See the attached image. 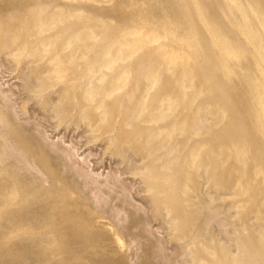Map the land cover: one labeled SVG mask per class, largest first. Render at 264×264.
I'll return each mask as SVG.
<instances>
[{
  "label": "rangeland",
  "instance_id": "rangeland-1",
  "mask_svg": "<svg viewBox=\"0 0 264 264\" xmlns=\"http://www.w3.org/2000/svg\"><path fill=\"white\" fill-rule=\"evenodd\" d=\"M106 1L0 0V115L9 116L4 119H10L14 128L16 125L26 128L31 142L40 152L38 160L26 157L16 150H20L16 145L6 147V140L0 133L1 178L18 180V186L24 188L23 192L28 197L23 207L0 212V264H194L193 259L201 256L204 250L196 247L184 250L179 247L180 241L202 225L208 212L205 210L220 209L218 206H221L219 213L222 210V214L219 216L218 211L214 212L213 216L217 218L211 219L206 232L214 239L210 246L219 251L221 248L229 249L232 244L225 238L239 243L250 242L253 244L252 260L239 264H264V235H261L264 234V209H258L257 204L253 205L251 201L243 205L244 208H230L233 202L216 199L214 195L212 204H209L211 207L207 204L202 206L207 200L204 195L207 189L211 186L215 189L213 183H206L208 175L202 168L203 151L214 149L199 151V144L208 136L200 137L204 134L201 133L198 137L197 134L185 137L178 131L171 136L168 149L160 153V150L156 151L157 145L164 141L165 127L173 121L179 124L184 115L192 114L191 110H178L158 124H144L146 116L142 115L135 123L138 125L127 127L123 133L117 126L123 119L122 112L125 113L130 103L125 102L110 122L101 120L98 123L95 116L99 113L91 108L83 112L78 109L72 114L73 104H52L51 94L72 71L102 69L108 74L107 84L108 78L115 76L122 66L120 60L108 64L110 61L102 59V54L111 52L114 55L122 42L132 40L131 36L123 39L120 29L129 28V25L139 26L134 16L139 4L137 0H111L112 3L106 7L103 4ZM125 1L127 5L123 4ZM56 4L60 5V11L59 8L53 11ZM42 5L49 6V9L43 12ZM210 5L213 11L214 4ZM72 12L73 17H70ZM78 13L82 15L79 17ZM119 16L129 17L130 24L120 25L117 22ZM86 17L92 21L88 22ZM58 20H62L60 24ZM51 23L58 27L53 30L55 26ZM71 27L85 29L79 38H75L71 32L64 31ZM46 29L48 33L43 31ZM63 48L68 50L63 51ZM86 49L88 53L92 52L88 54ZM56 53H61V56L60 61L51 63L55 72L42 74L48 60ZM72 53L88 55L81 61L73 59L69 63L65 55ZM136 57L139 53L133 62ZM31 61L37 64L27 66L26 63ZM199 71L204 74L202 69ZM238 83V80L226 85L221 82L220 90L224 94L227 91L234 104H229L230 101L217 103V106L211 105L207 112L212 113L221 106H234L233 109L242 112L240 123L251 132L248 100L239 86L240 90H230ZM127 89L139 95V68L136 65L128 76ZM80 91L75 93L76 102ZM203 103L204 100L199 98L194 109ZM150 105L147 101L146 106ZM4 121H0V132L6 128ZM158 128H162V132L154 131L149 138L150 132ZM136 129L139 136L134 133ZM217 131L218 128H213L214 138H217ZM31 142L28 147L33 151ZM12 151L21 153L18 160L22 156L28 160L15 163L19 154L13 156L15 152ZM161 164L167 169L162 168L165 169L162 171ZM247 219H251V226L242 229L240 224Z\"/></svg>",
  "mask_w": 264,
  "mask_h": 264
},
{
  "label": "bare ground",
  "instance_id": "bare-ground-1",
  "mask_svg": "<svg viewBox=\"0 0 264 264\" xmlns=\"http://www.w3.org/2000/svg\"><path fill=\"white\" fill-rule=\"evenodd\" d=\"M92 2L95 3V0H92ZM96 3L100 4L101 2ZM111 3L112 1L108 0L103 4L107 7ZM136 3L139 4V9L134 16L137 21H139V26L129 25L130 21L127 16H119L117 18V22L120 25H129V28L120 29L122 32L120 34L121 37L124 39L126 36H131L132 40L125 43L122 42L114 55H111V52L102 54V59L108 58L110 61L108 64H113L115 63L113 61L117 60L122 62V66L117 69L115 76L108 78V83L105 84L108 74L102 69L98 68L94 70L89 68L85 71H72L71 74L65 76L63 84L57 87L51 94L52 104H61L62 102H66L70 105L73 104L72 114H74L75 111L77 112L78 109L83 112L85 109L91 108L94 112L99 113L95 116V120H97L96 123H98L101 120L110 122V119L113 118L117 110L125 102L130 103L125 113L122 112L123 119L119 121V125L117 126L119 129L123 130V133H126L124 131L127 130V127L130 128L131 126L138 125H135V123L142 115L146 116V122H143L144 124H158L160 121L165 120L167 116L169 117V115L177 113L178 110L182 109L183 112L185 110H191L192 114L184 115V120L179 124L173 121L168 127H165L164 130H166V135L164 141L157 145L156 151L158 152L160 150L158 152L160 153L162 150L168 149L170 146V139L172 138L171 136L178 131L185 137H189L193 134H197L198 137V135L204 133L200 137L204 135L208 137L199 144V151L210 147L214 150L211 152L210 149L203 151L204 162L202 163V168L208 175L206 183H213L215 189L211 186L212 189H207V192L204 194L206 197L202 194L203 197L207 199L205 203L203 202L204 205L202 206L204 207L205 204H207V207L210 206L209 204H212L214 195L216 199L230 200L233 202L230 203V208H240L243 205L245 206L248 201H251L253 205L257 204L258 209L263 210L264 0H137ZM123 4L127 5L128 2ZM210 4H214L213 11H211L213 6ZM52 8L53 11L58 8L59 11L61 10L60 5L57 4ZM41 9L43 12L47 11L49 6L42 5ZM75 10L81 12L79 11L80 9ZM53 13L54 12H52V14ZM78 14L79 17L82 15L80 13ZM69 15L68 13V17ZM72 15L73 12L70 17ZM52 18L54 19L55 17L52 16ZM61 19H64V17ZM86 19L88 20L87 17ZM72 20H75V18ZM90 20H88V22ZM61 21L58 20L57 23L60 24ZM43 23L46 24L45 22ZM97 23L100 24V22ZM51 24L54 25L53 23ZM50 25L49 27L51 28ZM54 26L55 27H52V29L56 28L57 25L55 24ZM49 27L48 30L51 31ZM84 29L83 27H71L64 31L71 32L70 35L77 38L78 35L83 33ZM48 30L46 29L43 31L48 33ZM88 32H90V30ZM17 33L16 35H18ZM81 36L83 37V35ZM96 37L98 38L99 36ZM96 37L94 38L97 39ZM92 38L93 36L91 39ZM69 39L71 40L72 38ZM53 43L56 44V42ZM15 45L17 44L15 43ZM43 46L45 45H42V47ZM63 47H65V45ZM88 49H86V51ZM62 50L66 51L68 49L63 48ZM34 52L36 51H33V53ZM91 52L92 51L88 53L87 51L88 54ZM87 53H81L77 56L73 53L70 55L66 54L65 59H67L68 62H71L73 59L81 61V59L87 57ZM138 53L139 57H136L133 62L132 59ZM27 55H29V53ZM60 56L61 53L53 54L46 63V67L43 69L42 74H53L55 70L51 67V63L57 62ZM31 63L35 65L36 61L27 62L26 64L27 66H29V64L31 66ZM208 64L210 66H208ZM66 65H68L67 62ZM134 65L139 68V95H136L135 92L131 93L127 89L128 76ZM103 67L107 68L108 65H104ZM199 69H202L204 74H202ZM38 75H40V73H38ZM236 80H238L239 83L235 86H231L230 90H240L238 89L239 86L244 92V97L248 100L250 106L248 111L250 117L249 129L254 135L249 132L247 127L240 123V114H242V112L233 109L234 106L230 108L229 105L221 106L212 113L207 112V110L211 108V105L217 106V103L220 104L230 101L229 104H234V100L230 94L227 93V91L224 94L223 90L221 91L220 88H222L221 82L226 85L230 82L234 83ZM53 86H55V84ZM78 90L81 91L76 102L75 93ZM157 92L158 95L156 94ZM199 98H202L205 104H200L197 109H194V104ZM147 101L151 103L150 106H146ZM4 115L3 117L0 115V117H2L0 121L6 120L3 124L6 128L5 130L1 129L0 133L3 136H0L5 138V142L7 143L6 147L7 145H16L20 149H16L17 151L23 152L26 157L29 156L34 160L37 158L38 160L39 157L37 156L40 152L37 150L36 145L31 142L32 139L30 134L27 133L29 131H26V128L17 127V125L14 128L10 125L12 123L10 119H4L9 116L5 117ZM15 124L16 123H14V125ZM213 128L216 130L218 128L217 138H214L212 135ZM154 131L158 133L162 132V128L153 129L148 135L149 138H152V134L155 133ZM134 133L139 136L138 129H136ZM257 140L260 142L258 143ZM30 142L33 145V151L32 148L28 147ZM10 150L8 151L10 152ZM173 150L170 151L173 152ZM14 152L15 151H12V153ZM19 152H17L19 155H17V159L14 161L15 163L16 161L23 162L25 161L23 159H26L25 156H22L23 158L19 157L22 161H20V159L18 160V156H21ZM17 153L15 152V154L12 155L16 156ZM3 154H5V151ZM12 155L10 154L9 157ZM170 155L172 154L170 153ZM170 155L168 154L167 156L169 157ZM157 159L159 162V156ZM27 160L28 159H26V161ZM9 166L10 165H8L7 168ZM161 166V169H167L166 166L162 164ZM168 166L169 165H167V167ZM6 170L8 171V169H5V171ZM164 170L162 169V171ZM2 174L3 173L0 171V212L9 211L12 208L23 207L28 201V197L23 192L24 188L21 189L18 186V180L16 181L13 177L7 179L1 178ZM5 175L7 176L8 174ZM85 179L87 178L85 177ZM159 189L158 187L157 190ZM258 194H261V196ZM247 196L251 199L247 200ZM207 207H205V209ZM218 207L222 209L221 206ZM220 209L208 208L205 210V212H208L206 215L207 217L205 215V218L203 217V221L205 220L204 224L202 221L200 227L185 236L180 241L181 244H179V247H182L184 250L187 249V251L192 247L204 250L201 256L193 259L194 264H239L241 262H251L253 257V244L250 242L239 243L237 240L231 238L228 240L225 238L226 241L232 244L229 249L221 248L219 251L213 246H210V244L214 242V239L206 235L208 224L211 223V219L215 220L217 218L213 216L217 211L218 215L222 212L221 210L219 213ZM250 223L251 219H247L240 225L242 229H245V226H251ZM237 226H239V224ZM241 227L239 226L238 229ZM231 232H233V230H231ZM254 232H257V230L254 229ZM261 235L263 237L264 234L262 233ZM221 239V241H223L222 237Z\"/></svg>",
  "mask_w": 264,
  "mask_h": 264
}]
</instances>
